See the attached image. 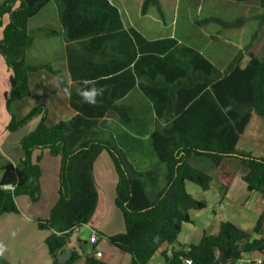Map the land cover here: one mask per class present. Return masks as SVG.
Returning a JSON list of instances; mask_svg holds the SVG:
<instances>
[{
    "label": "trees",
    "instance_id": "1",
    "mask_svg": "<svg viewBox=\"0 0 264 264\" xmlns=\"http://www.w3.org/2000/svg\"><path fill=\"white\" fill-rule=\"evenodd\" d=\"M110 1L5 0L0 5V29L3 28L0 55L11 72V89L6 94L10 122L6 130L16 132L40 117L36 129L21 141L25 155L23 168L12 163L3 167L0 217L19 213L16 204L19 196H28L34 203L39 201L41 168L33 162V152L47 149L51 156L59 157V200L50 218L39 223L42 230L54 231L46 245L52 264H58L75 231L87 226L95 215L99 192L94 167L99 156L107 152L118 174L115 206L125 226L123 234L108 237V240L131 256L130 264H148L165 244L174 246L170 254L164 253L165 264H181L183 258L194 264H236L245 255L261 252L264 238H253L231 222H222L217 235H204L198 245H179L178 237L182 225L191 222L190 211L205 209V204L187 192L186 183L204 188L213 182L210 175L189 164L192 155L208 157L220 169L217 180L225 191L235 175L227 172L224 160H239L248 171L243 177L248 191L259 192L264 200V157L236 148L251 119L255 116L264 120V53L257 58L239 52L228 67L220 71L189 48L185 49L193 57L181 56L174 38L148 41L134 28L126 30L119 10ZM50 2L57 7L68 44L69 67L82 74L80 80L89 78L104 88L95 105L85 103L78 94L85 87L83 83H79L80 88L70 87L62 72L50 63L27 62V51L34 43L28 23ZM259 2L262 12L253 18L258 26L245 50L253 47L264 27V0ZM150 8L156 9L159 19L165 23L161 1L144 0L141 13L147 14ZM5 18H8L6 25ZM217 22L228 29L241 27L245 19ZM40 71L55 76L60 90L70 96L71 107L79 115L49 127V110L45 105H38L21 120L16 118L13 103L31 95L29 74ZM136 86L155 108L163 104V110L170 108L167 114L176 123L196 116L193 111L199 112L198 117L203 114L204 118L219 122V127L207 132L209 136L204 140L176 139L163 130L151 134L154 152L166 166V185L153 200L147 195L143 174L110 140L99 139L93 130L97 123L87 119L98 120L107 112L115 111L124 125H132L133 117L123 113L117 102ZM227 126L230 128L226 129ZM220 132L223 137L231 135L230 142L224 144L223 138L218 140V136H222ZM254 235H264V211L256 223ZM81 258L75 252L65 264H74ZM86 264L106 263L91 256Z\"/></svg>",
    "mask_w": 264,
    "mask_h": 264
},
{
    "label": "crops",
    "instance_id": "2",
    "mask_svg": "<svg viewBox=\"0 0 264 264\" xmlns=\"http://www.w3.org/2000/svg\"><path fill=\"white\" fill-rule=\"evenodd\" d=\"M4 1L0 0V5ZM160 1L162 4V0ZM252 1L245 3L231 2L234 4H250ZM130 2L132 3V0L110 1L119 10L121 21L126 30L134 28L148 41L174 38L178 41L177 47L179 50L183 47L180 52L178 50L181 56L193 57L191 52L185 49L189 48L201 54L220 71L225 70L239 52H242L244 56H255L254 51L264 35L263 27L253 47L245 50L258 26V21L253 18L260 15L262 10L255 16H249L245 13L231 19H226L221 14L203 17L204 7L202 5L193 4L191 0H185L184 15L182 16L183 28L178 33V10L181 0L175 1L176 10L174 9L175 4L172 5V16L167 14L162 4L166 15L165 23L159 19L154 8H150L145 15L141 13L144 0H137L138 10L136 11L135 8V16H133L131 9L135 4L131 8ZM49 4H54V2ZM192 12H195V16L191 14ZM149 16H153L155 23L161 27L152 26L148 22V18H151ZM53 18L52 22L47 20L38 26L42 43L37 44L36 39L34 40L27 53V62L28 54L37 58L41 57L40 53L43 52L44 57L49 62L43 61L41 63H50L54 69L62 72L70 87L77 86L76 88H80L79 83L91 80L89 78L80 80L79 77H83L82 74L76 71L73 72L69 67L68 44L62 33L57 9ZM5 19L4 25L8 23ZM239 19H245V22L237 28L226 29L217 22V20H221L232 23ZM2 35L3 28L0 29V40ZM54 38H57V41ZM0 75L1 182L5 165L12 163L17 168H23L25 155L21 141L36 129L40 117L35 118L16 132L6 130L10 122V116L6 110V94L11 89V72L1 55ZM29 83L31 95L16 101L12 105V110L18 120L24 118L38 105L47 106L49 110L47 125L49 127L63 121H70L79 115L71 107L70 96L60 90L54 75L46 71L30 73ZM117 106L121 108L123 113L133 117L134 122L132 125H124L121 117L115 111L107 112L103 118L98 120L95 118L87 119L97 123L93 130L99 139L110 140L118 149L123 151L131 165L143 174V179L147 185V195L151 200L155 199L166 185V166L159 161L154 152L150 140L151 134L156 130H163L166 132L165 134L176 139L204 140L209 136L206 134L207 132L219 127V122L216 123L214 119L204 118L203 114L198 117L199 112L197 111L192 112L196 116L186 117L180 123L174 122L167 114L170 108L163 110L165 104L155 108L154 104L138 86L119 100ZM227 128L230 127L227 126ZM248 130H251L250 134H247ZM220 135H222V132H220ZM230 136L228 138V136L223 137L222 135L218 136L217 139L221 140L223 138L224 144H227V142H230ZM252 142L256 143L255 147H258L259 151H256L258 157H264V120L255 116L251 119L245 132L239 137L236 148L241 150V146L246 151L245 149H249ZM104 153L112 162L107 152H103L98 160ZM32 160L35 164H39L41 168V197L38 202L34 203L28 196H19L16 198L19 213L5 214L0 217V246L4 248L3 254H0V264L53 263L46 240L54 231L42 230L39 223L50 218L51 211L59 200L61 160L59 157L51 156L47 149L34 151ZM104 162L106 166H110L107 159ZM224 163L227 172L235 175V180L226 191L217 180L220 169L216 168L208 157L192 155L189 158V164L210 175L213 182L204 188L190 182L186 183L187 192L193 198L205 204V209L190 211L191 222L182 225L178 237L179 245H198L204 235H217L222 222L233 223L243 231L253 235V238H264V235L262 237L254 235L256 223L264 211L262 195L259 192L248 191L247 185L243 181V177L248 171L239 160L226 158ZM94 178L99 192V202L92 221L87 226L80 227L75 231L78 234V244L74 247L73 253L77 252L82 258L74 264H86V259L91 256L102 260L106 264H130L131 256L114 247L108 240V237L125 232L123 217L115 206L119 181L116 169L115 167H96L95 164ZM84 231L89 233V238L83 237ZM93 235L97 236L96 244L91 243ZM173 249L174 246L163 245L148 264H165L164 253L170 254ZM97 253H101V256H97Z\"/></svg>",
    "mask_w": 264,
    "mask_h": 264
},
{
    "label": "rangeland",
    "instance_id": "3",
    "mask_svg": "<svg viewBox=\"0 0 264 264\" xmlns=\"http://www.w3.org/2000/svg\"><path fill=\"white\" fill-rule=\"evenodd\" d=\"M175 1L176 0H162V4L164 6V9L166 10V12L169 16H172V14H173L172 5L175 4ZM191 2L193 4L202 5L204 7L203 17H205L207 15L221 14L226 19H231V18L237 17L239 15L241 16V14H245V13L248 14L249 16L250 15L255 16V15H258V13H260V11H261L258 0H254L250 4H234L231 1H226V0H191ZM137 3H138L137 0H132V3L130 2L131 8L133 7V4H135L133 9H131L133 11V16H135L134 15L135 8H136V11L138 10ZM180 3H181L180 8L178 10V16H179V18H178V25H179L178 33H180L181 29L183 28L182 16L184 15L183 6L185 3V0H181ZM55 6H54V4H49L43 11H41L36 17L32 18L28 23V32L34 38V40L36 39L37 44H40V42H41V35L38 31V26L47 20H50L49 22H52V20L54 19L53 15H54V13H56V9H57V7L55 9ZM174 9L176 10V4L174 6ZM191 14L193 16H195V12H192ZM149 17H151V18H148V22L152 26H155L156 28L161 27L159 24L155 23V18L153 16H149ZM5 21H8V18L5 19ZM134 22H137V21H134ZM54 39L57 41V38H54ZM263 48H264V35L261 38L259 46L254 51L255 56L257 58H261L263 56V53H264ZM28 51H27V53H28ZM40 55H41V57L34 58L28 54V63L39 64L43 61L49 62V60L46 57H44L43 52L40 53ZM0 78H1V75H0ZM250 133H251V130H248L247 134H250ZM255 144L256 143L252 142L251 147L249 149H245V150L247 152H251L255 156H258L256 154V151H259V150H258V147H255ZM243 148L240 146L241 150H243ZM105 159H107L109 161L110 166L105 165V162H104ZM96 167H114V166H113V163L110 161L109 157L107 156V154L104 153V155H102L100 157V159L98 160V162L96 163ZM83 237L89 238V233L87 231H84ZM236 264H240V263L237 262Z\"/></svg>",
    "mask_w": 264,
    "mask_h": 264
},
{
    "label": "clouds",
    "instance_id": "4",
    "mask_svg": "<svg viewBox=\"0 0 264 264\" xmlns=\"http://www.w3.org/2000/svg\"><path fill=\"white\" fill-rule=\"evenodd\" d=\"M85 87L79 90V95L85 103L95 105L98 102V97L103 95L104 88L98 87L95 81H83ZM66 93H69L68 89H65ZM4 248L0 246V254H3Z\"/></svg>",
    "mask_w": 264,
    "mask_h": 264
},
{
    "label": "built area",
    "instance_id": "5",
    "mask_svg": "<svg viewBox=\"0 0 264 264\" xmlns=\"http://www.w3.org/2000/svg\"><path fill=\"white\" fill-rule=\"evenodd\" d=\"M91 243H97V236L93 235L91 238ZM97 256H101V253H97ZM240 264H264V249L261 252H255L245 255L242 259L238 261ZM181 264H194L192 260L183 258Z\"/></svg>",
    "mask_w": 264,
    "mask_h": 264
},
{
    "label": "water",
    "instance_id": "6",
    "mask_svg": "<svg viewBox=\"0 0 264 264\" xmlns=\"http://www.w3.org/2000/svg\"><path fill=\"white\" fill-rule=\"evenodd\" d=\"M78 244V234L75 233L66 245L64 253L60 256L58 264H65L73 255V249Z\"/></svg>",
    "mask_w": 264,
    "mask_h": 264
}]
</instances>
